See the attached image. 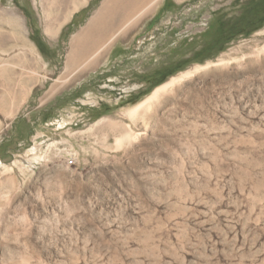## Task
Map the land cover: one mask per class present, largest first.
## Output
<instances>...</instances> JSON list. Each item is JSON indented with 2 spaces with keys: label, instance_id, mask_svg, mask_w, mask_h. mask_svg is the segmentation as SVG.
Wrapping results in <instances>:
<instances>
[{
  "label": "rangeland",
  "instance_id": "374dc122",
  "mask_svg": "<svg viewBox=\"0 0 264 264\" xmlns=\"http://www.w3.org/2000/svg\"><path fill=\"white\" fill-rule=\"evenodd\" d=\"M105 1L0 0V264H264V25L198 54L261 0Z\"/></svg>",
  "mask_w": 264,
  "mask_h": 264
},
{
  "label": "bare ground",
  "instance_id": "6f19581e",
  "mask_svg": "<svg viewBox=\"0 0 264 264\" xmlns=\"http://www.w3.org/2000/svg\"><path fill=\"white\" fill-rule=\"evenodd\" d=\"M157 2H159V0H106L102 5V8H100L99 12L96 14L94 19L84 31L83 37L85 35L88 36L89 34H96L98 30H101L94 28L98 19H103L108 23V25L110 24L111 29L109 32L115 35V37H119L124 32H126L134 23L139 21L146 14H148L154 8ZM77 41L78 43H82L84 39H82V42H79V39H77L76 42ZM107 46H99V44H96L95 47L93 46V52L95 54L90 57L91 61L100 54H102ZM262 49L264 51V47ZM83 54V51L79 52L80 57L78 58H80V61L81 59L83 60L85 58L83 57ZM185 74L180 77H172L164 84L156 87L142 103L136 106V109H139L141 106L148 104L152 100L156 99L160 93L166 91L167 89L172 87L176 82L183 79L185 77Z\"/></svg>",
  "mask_w": 264,
  "mask_h": 264
},
{
  "label": "trees",
  "instance_id": "16d2710c",
  "mask_svg": "<svg viewBox=\"0 0 264 264\" xmlns=\"http://www.w3.org/2000/svg\"><path fill=\"white\" fill-rule=\"evenodd\" d=\"M250 10H253V17L251 21L246 18L245 14L240 15L238 18L228 21L219 20L217 25L218 35L208 44L202 52L219 53L223 50V46L233 41L236 37L243 35L248 36L260 29L264 25V0L256 4H250ZM161 80L158 84L162 83ZM157 84V85H158Z\"/></svg>",
  "mask_w": 264,
  "mask_h": 264
}]
</instances>
